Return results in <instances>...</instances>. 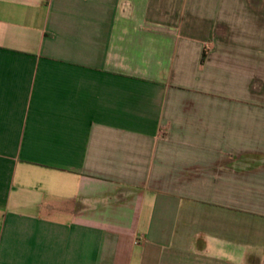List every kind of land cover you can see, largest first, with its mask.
Instances as JSON below:
<instances>
[{
  "label": "crops",
  "instance_id": "obj_1",
  "mask_svg": "<svg viewBox=\"0 0 264 264\" xmlns=\"http://www.w3.org/2000/svg\"><path fill=\"white\" fill-rule=\"evenodd\" d=\"M0 264H264V0H0Z\"/></svg>",
  "mask_w": 264,
  "mask_h": 264
}]
</instances>
